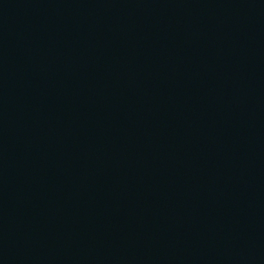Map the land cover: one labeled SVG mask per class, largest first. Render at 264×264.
Returning a JSON list of instances; mask_svg holds the SVG:
<instances>
[{"label": "water", "instance_id": "1", "mask_svg": "<svg viewBox=\"0 0 264 264\" xmlns=\"http://www.w3.org/2000/svg\"><path fill=\"white\" fill-rule=\"evenodd\" d=\"M0 264H264V0H0Z\"/></svg>", "mask_w": 264, "mask_h": 264}]
</instances>
